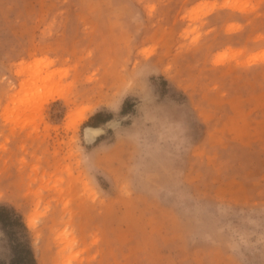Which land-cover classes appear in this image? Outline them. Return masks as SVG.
<instances>
[{
  "label": "rangeland",
  "instance_id": "obj_1",
  "mask_svg": "<svg viewBox=\"0 0 264 264\" xmlns=\"http://www.w3.org/2000/svg\"><path fill=\"white\" fill-rule=\"evenodd\" d=\"M0 204L35 264H264V0H0Z\"/></svg>",
  "mask_w": 264,
  "mask_h": 264
},
{
  "label": "clouds",
  "instance_id": "obj_2",
  "mask_svg": "<svg viewBox=\"0 0 264 264\" xmlns=\"http://www.w3.org/2000/svg\"><path fill=\"white\" fill-rule=\"evenodd\" d=\"M152 74H155L154 71L150 68L148 65H139L137 66L135 70V75L139 81V86L136 89H130L127 86V77L124 82H122L121 86L114 91L108 98V100L101 104L98 108L91 110L90 112L85 113L84 120L88 119V117L92 114H94L101 106L106 107L108 110H110L113 113H119L121 110L122 103L124 99L130 94L135 93L141 100V103L139 105V111L141 113V119L144 116V112L142 111L143 108L146 106L154 105L155 98L152 93V89L149 87L148 84V77ZM128 117H125L124 119H127ZM83 120V121H84ZM135 125V124H134ZM133 125V128H134ZM106 128L114 129L116 132H119L120 135L118 136V139H124V140H134L135 138V131L133 130H122L120 126V122L117 120H113L108 122L105 126L100 128H86L84 130L83 134V142L84 143H94L95 139L101 135L104 134ZM82 139L79 134V130L77 133V141L75 147L79 150V155L81 160L89 167L91 170L92 163H93V156L89 153H86L85 149L81 146ZM102 148L107 149L106 147L102 146Z\"/></svg>",
  "mask_w": 264,
  "mask_h": 264
},
{
  "label": "trees",
  "instance_id": "obj_3",
  "mask_svg": "<svg viewBox=\"0 0 264 264\" xmlns=\"http://www.w3.org/2000/svg\"><path fill=\"white\" fill-rule=\"evenodd\" d=\"M0 228L10 243L9 264H35L28 229L14 207L0 204Z\"/></svg>",
  "mask_w": 264,
  "mask_h": 264
},
{
  "label": "bare ground",
  "instance_id": "obj_4",
  "mask_svg": "<svg viewBox=\"0 0 264 264\" xmlns=\"http://www.w3.org/2000/svg\"><path fill=\"white\" fill-rule=\"evenodd\" d=\"M29 220V222H30V219H28Z\"/></svg>",
  "mask_w": 264,
  "mask_h": 264
}]
</instances>
